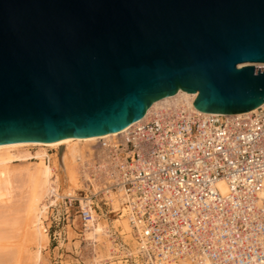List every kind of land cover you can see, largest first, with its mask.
<instances>
[{"label":"water","instance_id":"water-1","mask_svg":"<svg viewBox=\"0 0 264 264\" xmlns=\"http://www.w3.org/2000/svg\"><path fill=\"white\" fill-rule=\"evenodd\" d=\"M256 62L264 0H0V143L117 131L178 89L244 112Z\"/></svg>","mask_w":264,"mask_h":264},{"label":"built area","instance_id":"built-area-1","mask_svg":"<svg viewBox=\"0 0 264 264\" xmlns=\"http://www.w3.org/2000/svg\"><path fill=\"white\" fill-rule=\"evenodd\" d=\"M75 161L79 187L48 202L47 216L77 214L84 227L91 209L123 212L136 252L111 238L126 262L264 264V104L219 113L161 103Z\"/></svg>","mask_w":264,"mask_h":264},{"label":"bare ground","instance_id":"bare-ground-1","mask_svg":"<svg viewBox=\"0 0 264 264\" xmlns=\"http://www.w3.org/2000/svg\"><path fill=\"white\" fill-rule=\"evenodd\" d=\"M254 65L264 67V62H256ZM195 95L194 92L178 89L172 95L154 100L147 107L143 117L134 122L143 119L152 108L161 103L178 102L192 109H196L193 106ZM255 108L244 111V113H249ZM124 129L101 135H68L55 141L18 140L1 142L0 251H5V253L12 252L13 255V251L15 250L18 252L22 251L25 253V258L29 262L32 261V264H39L44 260L42 258V249L48 241L47 229L45 227L48 202H57L62 197V194H72L79 187L75 160L81 154L86 144L100 137L115 135ZM48 149H53L54 151L50 153ZM59 149L61 150L59 151ZM219 186L223 189L221 184ZM50 188L55 191V199H49ZM119 202V197L110 196V203L113 210L118 209ZM116 215L112 219V226L117 227L118 230L113 227L110 228L107 223H102L100 221L102 219L91 209L90 218L83 228L85 239L88 242L86 244L95 247L96 242L98 241L99 243L102 236L108 235L110 239L112 234L118 231L122 237V241L127 246L128 244L123 237L135 243V251L129 246L127 247L130 253H135L136 241L131 228L123 212H117ZM124 226L128 234H126ZM17 229H21L19 231L21 234L20 242L17 243L18 245L15 244L12 246L11 232H16ZM16 233L15 235H20ZM110 240L112 242V239ZM13 247L17 248L14 249ZM112 248H114L113 242L106 253L111 254ZM93 250L96 251V248Z\"/></svg>","mask_w":264,"mask_h":264},{"label":"rangeland","instance_id":"rangeland-1","mask_svg":"<svg viewBox=\"0 0 264 264\" xmlns=\"http://www.w3.org/2000/svg\"><path fill=\"white\" fill-rule=\"evenodd\" d=\"M48 151L51 153L54 150L48 149ZM97 214L100 219H102L100 220L102 223H107L110 228L113 227L112 219L117 216L116 214L108 213L104 215V211ZM45 227L47 229L48 241L46 246L42 249V258L44 260L40 262L41 264H131L124 260L123 251L114 244V248L111 250L112 253H106L112 243L110 240L112 238L110 237L109 239L108 235L102 236L100 242H96L95 247L89 244L88 246L83 231L84 227L81 225L77 214L71 215L68 220L62 217L58 220L57 212L53 211L52 215L47 216ZM113 228L118 230L117 227ZM124 229L125 231L127 230L125 226ZM17 230L16 232L20 234L19 231H21V229ZM16 232H11L12 246L15 244L18 245L17 243L20 242L19 239L21 234L17 236L15 235ZM126 234H128L127 231ZM120 238L122 239L121 235ZM123 239H125L128 246L135 251V243L129 241L126 237H123ZM128 246L126 245V247ZM13 248L16 249L17 247ZM94 248H96V251L93 250ZM15 251H13L14 255L12 252L5 253V251H0V264H32V261L29 262L25 258L24 252ZM138 264H140L139 261Z\"/></svg>","mask_w":264,"mask_h":264}]
</instances>
